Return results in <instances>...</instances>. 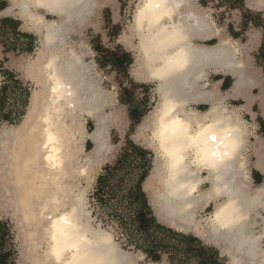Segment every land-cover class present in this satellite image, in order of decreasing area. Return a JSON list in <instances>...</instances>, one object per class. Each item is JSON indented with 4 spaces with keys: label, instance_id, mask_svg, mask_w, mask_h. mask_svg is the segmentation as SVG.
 <instances>
[{
    "label": "bare ground",
    "instance_id": "obj_1",
    "mask_svg": "<svg viewBox=\"0 0 264 264\" xmlns=\"http://www.w3.org/2000/svg\"><path fill=\"white\" fill-rule=\"evenodd\" d=\"M111 1L11 0L0 12L18 16L42 42L34 59L14 63L37 88L21 123L0 132V215L11 212L28 225L26 239L42 249L33 264H134L111 234L93 226L87 191L75 183L78 173L88 178L104 163L108 124L119 117L105 113L109 101L71 38L96 24ZM138 1L124 36L139 40L132 73L157 82V106L136 134L156 154L143 184L150 206L169 227L220 247L229 264H264V182H251L248 126L211 79L233 76L236 96L258 83L249 56L256 32L237 42L198 0ZM246 3L264 9V0ZM200 102L209 107L199 110ZM86 116L96 124L91 133ZM88 138L94 146L82 158Z\"/></svg>",
    "mask_w": 264,
    "mask_h": 264
},
{
    "label": "rangeland",
    "instance_id": "obj_2",
    "mask_svg": "<svg viewBox=\"0 0 264 264\" xmlns=\"http://www.w3.org/2000/svg\"><path fill=\"white\" fill-rule=\"evenodd\" d=\"M201 1H203V3H201ZM138 2V0H117V3L121 8L120 11L118 10V15H115L114 10L110 6H104L101 12L98 29L88 27L82 35L72 36L71 38L76 51L83 56V60L88 66V71L92 72H89L90 77H93L95 81H97L100 88L102 87L101 89L104 91L105 96L109 101V104L105 108V113L107 115L114 114L116 115V118L119 117L117 119L118 124H115L114 122L108 124V152L104 163L100 168L93 171L92 174L90 173L88 178L82 177L78 175V173L76 175L75 183L80 189H86L87 191L86 201L83 204L89 212L93 226L111 234L113 240L118 244L120 249L133 257L134 264H173L167 255L163 256L162 262L155 263L148 260L143 253L137 251L131 245H126L123 239H119L120 235L111 227V224H107L100 218V216H98L92 196L97 185L98 176L103 172V169L107 164H114L116 162L129 138L142 147L145 145V138L136 135L140 132L139 124L133 128L134 121L130 119L131 107H135L138 115H143L142 122L145 117L155 109L159 101V96L156 92L157 82L146 80L143 76H136L132 73L134 70L133 66L137 59L135 45L138 44L137 42L139 40L136 37L124 36L125 32L129 33L130 24L133 21ZM198 2L204 11H208L219 28L223 30V34H227L239 43L241 42L242 44H245L250 38V33L253 31H259L261 33L262 41L260 45L256 46L251 54L249 53V56L252 64L251 67L260 73L264 82V9L252 10L254 14L250 18H253L255 23L250 22L247 24L243 19L242 10L238 8V0H198ZM246 2L247 0H244V6L245 8H248ZM8 4V0L7 3L0 2V8H4V6H8ZM5 19H9L8 23H4ZM16 21L18 20L15 17L7 18L0 16V132L4 127L19 125L21 123L28 110L31 96L37 88L35 82L29 78H25L14 63L16 64V62L22 58L34 59L37 56L38 50L42 48L41 38L31 27L24 26L21 21ZM128 42H131L132 44L127 46L125 43ZM214 42L215 41H211L208 43L211 44ZM120 46L123 51L129 52L133 57L134 62L130 65L128 74L112 67L110 64H105L103 55L101 54L105 49L116 53ZM6 72L13 73L15 77L14 82H16V84H11L13 87L8 90L9 96L4 103L1 88L4 82L8 81ZM91 74L93 76H91ZM214 78L215 81H221L219 90L221 94L226 95L232 86L233 78L229 75H216ZM222 80H224L223 84ZM123 87H127L131 91L134 88L132 106L127 103L129 98L127 97L128 95L124 93ZM28 92L30 93L29 98H27ZM254 94H258V89L254 90ZM247 96L249 97L252 95L247 94L246 97L230 96L224 100V104L228 106L229 109L239 111L241 116L247 121L251 135L249 139V149L253 150L252 148L258 139H262L264 142L262 137V132L264 131V115L262 114V108L256 99L251 106H248ZM2 105H4L3 111ZM253 106L254 109H252ZM206 108H208L207 105L200 106L201 110H205ZM5 115H10V120L5 119ZM84 123L87 132L91 133L95 130L96 124L91 117L86 116ZM83 146L84 150L81 157L85 158L87 154H90L94 144L88 138L83 143ZM145 149L151 152L150 159L152 161L153 169L156 154L152 149ZM255 159V156H252L251 152L249 160L253 163H250L249 170L252 178L251 182L256 188L264 182V176H258V178L253 177V175L256 174V170L254 169ZM147 196L150 202V195L147 194ZM206 210H202L196 215V220H202L206 217V215L212 211V205ZM154 215L160 223L169 226L167 221H164L155 213ZM0 219L7 220L13 227L17 250L16 264H33L37 255L42 253V249H37L30 239H26L27 230L29 231L28 225L23 221L21 224V217L18 216L15 218L12 216L11 212L2 213ZM177 231L194 235L201 240L200 237L195 235L194 231H184L179 229ZM24 235L26 237H24ZM28 241L30 242L28 243ZM205 245L215 248L212 244ZM34 247L36 248L35 250ZM220 258L223 263L229 264V257L226 254L220 253ZM189 264L198 263L194 260Z\"/></svg>",
    "mask_w": 264,
    "mask_h": 264
},
{
    "label": "trees",
    "instance_id": "obj_3",
    "mask_svg": "<svg viewBox=\"0 0 264 264\" xmlns=\"http://www.w3.org/2000/svg\"><path fill=\"white\" fill-rule=\"evenodd\" d=\"M238 2L244 21L247 24L255 23L250 18L254 12L245 8L244 0ZM8 20L5 19L4 23H8ZM101 54L105 64H110L125 74H128V69L134 62L131 54L123 51L121 46L116 53L105 49ZM6 74L8 81L1 88L4 103L9 96L8 90L13 87L11 84H16L13 73ZM123 88L129 98L127 103L132 106L134 88L132 91L127 87ZM29 97L28 92L27 98ZM131 108L130 119L134 121V128L140 124L143 115H138L135 107ZM3 109L4 105L2 111ZM4 118L10 120V115H5ZM150 157L151 152L130 138L127 140L116 162L107 164L97 178L92 196L98 216L111 224L120 235L119 239H123L126 245H131L155 263L162 262L163 256L167 255L173 264H189L194 260L198 264H225L217 249L205 245L194 235L177 231L157 220L143 189L152 170ZM16 254L13 227L7 220L0 219V264H16Z\"/></svg>",
    "mask_w": 264,
    "mask_h": 264
},
{
    "label": "crops",
    "instance_id": "obj_4",
    "mask_svg": "<svg viewBox=\"0 0 264 264\" xmlns=\"http://www.w3.org/2000/svg\"><path fill=\"white\" fill-rule=\"evenodd\" d=\"M9 1V4H8V6L7 5H5L4 6V8L2 7V8H0V12L1 11H3L4 9H7L11 4H12V2H11V0H8ZM0 2H6L7 3V0H1ZM197 4L200 6V4L198 3V1H197ZM104 6H110L113 10H114V12H115V15H118V10L120 11L121 10V8L119 7V4L117 3V0H113V1H111L110 3H106ZM103 6V7H104ZM1 7V6H0ZM103 7L100 9V11H99V16H98V20H97V23L96 24H94V25H89V27H92V28H95V29H98L99 28V20H100V17H101V12H102V9H103ZM201 7V6H200ZM248 7V6H247ZM247 9H249V10H254V9H252V8H250V7H248ZM0 16H2V17H7V18H9V17H15V18H17V20L18 21H21L22 23H23V25L24 26H27V27H30L27 23H24V21H22L18 16H13V15H0ZM47 17H52V16H49V15H46ZM18 21H16V22H18ZM33 30V29H32ZM255 34H256V36H254V43H253V46L251 47V50H250V54H251V52L256 48V46H258V45H260V43H261V41H262V35H261V33L259 32V31H253ZM211 41H215L216 42V40L215 39H212V40H209V41H207V44H209L208 42H211ZM214 42V43H215ZM214 43H211V44H214ZM211 44H209V45H211ZM252 70H254L253 68H252ZM257 74V76L259 77V78H257V84L255 85V86H253V88H251L250 89V91H248L246 94H244V95H239V96H245L246 97V95L247 94H250V95H252V96H247L248 98H247V103H248V106H251V104L255 101V99L257 100V102L260 104V106H261V108H262V114L264 115V94L262 95L261 94V92H260V87H264V82H263V79H262V77H261V75H260V73L259 72H257L256 70H254ZM216 75H212V81H215V77ZM229 76H231V75H229ZM232 78H233V83H232V86H231V89L228 91V93L225 95L226 96V98H228V97H230V96H234V97H238V96H236V95H234V94H231L232 93V88H233V85H234V82H235V80H234V77L233 76H231ZM215 82H218V90L220 89L219 88V85H220V83H221V81H215ZM223 82H224V80H222V84H223ZM255 89H258V94H254V90ZM220 91V90H219ZM229 94V95H228ZM220 97V96H219ZM254 104H257V103H254ZM202 105H207V107H209V104L208 103H204V102H200V103H197L196 105H195V107L197 108L198 107V109L199 110H201L200 109V107L199 106H202ZM207 109V108H206ZM252 109H254V106L252 107ZM201 111H205V110H201ZM253 113V112H252ZM240 115H241V113H240ZM242 117V116H241ZM257 118V117H256ZM242 119L247 123V121L245 120V118H243L242 117ZM248 126V125H247ZM248 130H249V139H250V129H249V127H248ZM262 137H263V139H264V131L262 132ZM249 142H248V149L245 151V155L247 156V154L249 155V157H248V162H249V166H250V163L252 162V161H250L249 160V158H250V152L252 151V156H255V161H254V169L256 170V174H254L253 175V177H257L258 178V176H264V171L261 169V168H259L258 167V162L260 161L259 159H262L263 161H264V142L262 141V139H258L257 140V142L255 143V145L253 146V150H250L249 149ZM248 151V152H247ZM257 160V161H256ZM253 163V162H252ZM258 163V164H257ZM264 163V162H263ZM248 166V167H249ZM249 169V168H248ZM260 169V170H259ZM251 177V176H250ZM251 181H252V178H251ZM252 185H253V183H252ZM254 187V186H253ZM174 229V228H173ZM202 240V239H201ZM203 241V240H202ZM204 243H205V241H203ZM205 244H208V243H205ZM215 248H217V250L218 251H220V253L221 254H223L222 253V251H221V248L220 247H218V246H215V245H213Z\"/></svg>",
    "mask_w": 264,
    "mask_h": 264
}]
</instances>
